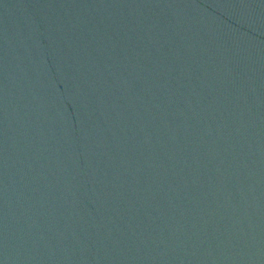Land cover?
<instances>
[{"label": "water", "instance_id": "water-1", "mask_svg": "<svg viewBox=\"0 0 264 264\" xmlns=\"http://www.w3.org/2000/svg\"><path fill=\"white\" fill-rule=\"evenodd\" d=\"M0 264H264V0H0Z\"/></svg>", "mask_w": 264, "mask_h": 264}]
</instances>
